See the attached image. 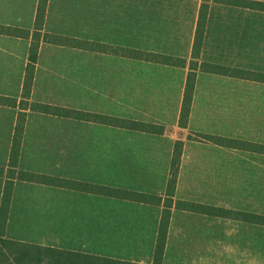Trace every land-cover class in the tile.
<instances>
[{
  "label": "rangeland",
  "instance_id": "obj_1",
  "mask_svg": "<svg viewBox=\"0 0 264 264\" xmlns=\"http://www.w3.org/2000/svg\"><path fill=\"white\" fill-rule=\"evenodd\" d=\"M36 4L0 0V22L32 27ZM200 6L198 0H51L47 29L176 54L186 58L189 68ZM210 9L199 63L237 67L252 76L264 73V12L215 2ZM28 48L27 40L0 37V93L20 95ZM187 74L188 69L44 46L33 100L147 120L162 125L164 132L32 114L19 167L153 194L166 192L176 142L195 137L176 117ZM16 115V110L0 107V165L8 164ZM160 211L19 181L7 234L150 263Z\"/></svg>",
  "mask_w": 264,
  "mask_h": 264
},
{
  "label": "crops",
  "instance_id": "obj_2",
  "mask_svg": "<svg viewBox=\"0 0 264 264\" xmlns=\"http://www.w3.org/2000/svg\"><path fill=\"white\" fill-rule=\"evenodd\" d=\"M198 1L201 2V6H202L204 1L203 0H198ZM214 2H215L214 0L207 1L209 5V9L207 10V12L205 11L203 15L204 27L207 24L208 13L211 10L210 7H212ZM215 3L220 4L219 2H215ZM37 4H38V0H37ZM37 4H36V13H37ZM50 6H51V0H49L48 2L46 21L43 32H54V33H59L62 35L77 37L81 39L138 48L136 46H128V45L98 40L96 38H87L73 34H68V33L66 34L63 32L48 30L47 22L50 14ZM201 6H200V12L198 14L195 23V30L193 37L194 40H195L196 30L198 27L199 18L201 15ZM242 9L249 11L264 12V10H256L250 8H242ZM35 19H36V15H35ZM35 19H34V23H35ZM34 23L32 27L27 28L18 24L0 22V24L2 25L19 27L30 30H33ZM0 37H5L6 39L27 40L29 41V47L31 44V40L25 37H16L5 34H0ZM194 40L192 42L193 44H194ZM44 46H53L55 48L74 50L82 53L116 57L119 59L138 61L152 65H162L172 68L174 67V68L188 69L189 71L188 67L157 64V63L134 59V58H126V57L110 55L106 53L85 50V49L59 46L46 42L41 43L39 61ZM139 49L168 53L163 51H156L153 49H144L140 47ZM168 54H172V53H168ZM28 55H29V48H28ZM191 58H192V54H191ZM39 61L37 64V70H38ZM37 70H36L35 82L37 80ZM223 76L225 80H222L221 77ZM226 77L232 78V76H227L217 73L216 74L209 73L204 71L202 72L201 70L197 71L195 90L193 94L188 125L187 127L182 128L191 135L195 133L194 134L195 137L194 138L188 137V139L184 138L181 140L183 142L182 155L179 164V171H178V178L176 183L174 199L208 204L220 208L229 209L238 213L247 212L258 215H264V152L222 146L207 141L198 136V134L200 133L212 134V135L225 136L229 138L244 140L256 144H264V82L253 79L237 78V77H233V78H237L240 80L237 79L230 80V79H226ZM185 84H186V80H185ZM184 89H185V85H184ZM34 92L35 90H33V94ZM0 94L8 95L4 93H0ZM20 95L19 96L8 95V96H14L19 98ZM0 107L16 110L17 112L16 120H17L18 111H19L18 108L3 106V105H0ZM180 112L181 109L179 110L178 108L176 111V117H180L179 116ZM32 114H37L40 116H47V117L52 116L58 118V116L46 115L33 111H28L26 127H25L26 130L23 139L20 161L22 160L23 157V147L25 145V140H26L27 125L29 122V118ZM132 119H137V118H132ZM142 121L150 122L147 120H142ZM86 122H91V121H86ZM15 125H16V121L14 124V128ZM100 125L108 126L105 124H100ZM109 127H113V126H109ZM14 128H13V133H14ZM113 128H118V127H113ZM118 129L124 130V128H118ZM12 140H13V136H12ZM9 155H10V151H9ZM8 164H9V158H8ZM0 166H5V165H0ZM7 166L5 167L7 168ZM170 168H171V162H170ZM24 170L38 172L42 174H48L39 170H28V169H24ZM57 176H62V175H57ZM71 179H75V178H71ZM19 181L28 182L34 185H44L48 187L59 188L62 190L82 192L78 190L66 189L62 187H56V186L41 184L36 182L16 180L7 231L10 230L12 224V213H13V206L15 201L16 185L17 182ZM82 181H86V180H82ZM99 184H103V183H99ZM4 185H5V176H0V207L4 193ZM103 185H108V184H103ZM120 188H126V187H120ZM126 189H132V188H126ZM132 190H136V189H132ZM136 191H140V190H136ZM140 192L153 194L150 191H140ZM82 193H87V192H82ZM88 194H92V193H88ZM165 194L166 192L159 193L156 195L165 196ZM98 196H103V195H98ZM105 197H109V196H105ZM110 198H115V197H110ZM125 201H129V200H125ZM129 202H135V201H129ZM136 203H141V202H136ZM141 204L160 208L161 211L159 214V222H158V228H159L163 205L148 204V203H141ZM157 235H158V229H157ZM7 236L9 237L8 234ZM110 257H114V256H110ZM131 261H135V260H131ZM136 262H141V261H136ZM141 263H145V262H141ZM162 264H264V224L251 222L241 217L213 216V215L182 210L173 207L171 209V217L167 232Z\"/></svg>",
  "mask_w": 264,
  "mask_h": 264
},
{
  "label": "trees",
  "instance_id": "obj_3",
  "mask_svg": "<svg viewBox=\"0 0 264 264\" xmlns=\"http://www.w3.org/2000/svg\"><path fill=\"white\" fill-rule=\"evenodd\" d=\"M203 1L204 2L201 6V15L199 18L194 40V48L192 54L193 62L190 63L189 66L183 101L181 105L179 124L182 127H186L188 124L198 70L264 82L263 72H256L255 74H253L255 76H252L249 72H246L244 69H240L237 67H231L228 65L207 61H202L201 63H199L198 59L204 33L203 15L206 9L209 8V5L207 3V1L209 0ZM214 1L242 8L264 10V0ZM48 2L49 0H38L36 19L33 30L0 24V34L25 37L31 40L28 62L25 68L22 92L20 97L18 98L0 94V105L18 108L19 110L10 149L9 164L7 168L5 166H0V176H5L4 193L0 207V264H162L167 232L171 217V209L173 207L213 216L241 217L251 222L264 224V215L247 212L238 213L229 209L220 208L208 204L179 199L175 200L174 195L183 146V142L180 140L176 142L174 148L165 196L140 192L132 189L120 188L116 186L103 185L89 181L71 179L62 176H52L19 168L28 111L58 116L61 118L91 121L108 126L137 130L146 133L162 134L164 132V127L162 125L152 122H146L142 120L120 117L105 113L85 111L77 108L65 107L48 102L33 100V88L35 84L37 64L39 61L40 46L42 42L77 49H85L126 58H134L163 65L178 67L187 66L186 58L173 54L81 39L54 32H43L46 21ZM199 136L207 141L222 146L264 152V144H256L244 140L212 134L200 133ZM16 180L47 184L97 195L125 199L129 201L163 205L153 262L141 263L117 257H110L84 251L21 241L8 237L7 227Z\"/></svg>",
  "mask_w": 264,
  "mask_h": 264
}]
</instances>
